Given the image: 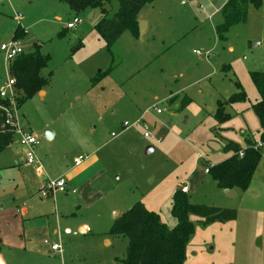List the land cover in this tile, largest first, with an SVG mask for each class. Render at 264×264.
<instances>
[{"label": "rangeland", "instance_id": "rangeland-1", "mask_svg": "<svg viewBox=\"0 0 264 264\" xmlns=\"http://www.w3.org/2000/svg\"><path fill=\"white\" fill-rule=\"evenodd\" d=\"M226 1L152 0L138 15L146 24L141 39L125 31L107 48L94 31L99 8L76 15L80 24L66 30L75 14L60 0H3L0 46L12 40L19 24L23 54L37 52L47 60L39 71L49 80L42 96L38 92L27 99L14 92L16 101L22 100L15 123L38 140L34 154L44 186L69 178L60 175L70 172L75 159L92 163L78 180L94 176L77 195L40 198L37 174L16 164L18 154L24 160L16 134L0 152V255L5 264H123L127 240L110 235L114 212L151 199L172 227L171 197L181 182L190 203L217 206L215 201L223 198L232 205L223 208L237 211L233 225L226 226L201 227L191 217L195 229L184 264H264V154L249 183L257 196L239 191L226 197L204 172L226 159V141L244 149L245 140L257 141L260 132L251 108L259 95L250 73H264V0L258 9L249 7L245 24L219 37L215 28ZM116 9L117 0L104 8L111 14ZM10 78L0 52V90H7ZM240 93L243 101H229ZM184 97L191 103L179 110ZM219 104L227 118L212 131ZM153 106L162 113L144 114ZM124 123L133 127L123 129ZM45 131L53 136L44 140ZM156 192L160 199L153 197ZM81 226L88 229L85 235L77 233ZM36 227L46 230L59 253L50 254L42 239L25 244L22 231Z\"/></svg>", "mask_w": 264, "mask_h": 264}, {"label": "trees", "instance_id": "trees-1", "mask_svg": "<svg viewBox=\"0 0 264 264\" xmlns=\"http://www.w3.org/2000/svg\"><path fill=\"white\" fill-rule=\"evenodd\" d=\"M60 1L65 3L75 16L88 9L99 8L101 18L94 26V31L106 47L111 48L125 31L138 37L136 18L142 8L152 0H117V9L112 14L104 10L109 0ZM260 4L261 0H227L219 11L222 22L215 28L217 36L223 37L231 27L245 24L249 7L258 9ZM20 37L22 30L17 24L12 38ZM46 62V58L37 52L21 54L12 62H8L7 71L15 81V91L22 92L24 98L28 99L40 92L44 85L49 84V80L44 81L39 75ZM250 78L259 95V99L251 106L260 126L258 140L246 139L244 149L233 141L224 143L222 152L229 156L207 169L215 187L220 190H248L250 179L264 154V73L251 72ZM16 99L15 96L13 102H10L0 98V152L11 144L16 135L13 116L22 103V100ZM244 99L240 93L230 97L229 101L233 103ZM190 103L191 100L184 97L179 110H183ZM221 110L222 105L219 104L213 115L215 124L212 131L227 118ZM257 142H260L262 147L256 148ZM239 153H242V156H239ZM170 214L175 221L172 227L163 223L156 212L147 210L141 202L134 203L119 215L113 223L110 235L121 236L127 240L123 264H184L186 245L195 229L191 217L197 218L201 227L225 224L237 218V211L234 209L190 203L186 194L180 190H175L172 194Z\"/></svg>", "mask_w": 264, "mask_h": 264}, {"label": "built area", "instance_id": "built-area-1", "mask_svg": "<svg viewBox=\"0 0 264 264\" xmlns=\"http://www.w3.org/2000/svg\"><path fill=\"white\" fill-rule=\"evenodd\" d=\"M182 4L184 2H181ZM15 19L17 21L20 20V16L17 15L15 17ZM80 19H78L77 16H74L72 21H70L69 23L66 24L65 29L66 30H73L75 27H77V25L80 24ZM18 40L17 39H13L7 43V44H2L0 46V52L3 53L5 60L8 62H12L14 59H16L19 55L23 54V52L21 51V49L18 46ZM195 55L197 56H201V53L199 51H194L193 52ZM205 57H209L208 54L205 55ZM15 81L13 78H10L7 82V90H0V98L1 99H5L8 100L10 102H13V99L15 98ZM150 111H153V113L155 115H159L162 113L163 110L158 109L156 106H153L152 109L150 110H145L144 114L149 113ZM11 118V116H10ZM14 118V125L16 126V134L18 135V145L24 150L23 156H24V162L26 165H32L35 167L39 168V163L36 160L35 157V149L38 146V140L37 138L29 132H23L22 130L18 129L16 123H15V114L13 116ZM139 123V121L137 122ZM129 127H133V126H129L127 123H124L122 125L123 129H127ZM114 136V135H112ZM144 138H150L148 136V134H144ZM159 141V140H158ZM256 148H260L262 147V144L260 142H257L255 145ZM239 156H242V153H239ZM75 166H78L79 164H81V160H77L75 159L73 161ZM205 173H207V169L205 170ZM180 190L182 193H187V189L185 186L180 185ZM70 191L72 194L76 193V190L74 189H70L67 181L63 178L61 179H57L54 181H48L47 185L41 190L40 196L45 198L48 195H54L55 193H65ZM45 245L48 246V250L49 253L55 254V253H59L60 252V247L57 244H50L47 240L43 241Z\"/></svg>", "mask_w": 264, "mask_h": 264}, {"label": "crops", "instance_id": "crops-1", "mask_svg": "<svg viewBox=\"0 0 264 264\" xmlns=\"http://www.w3.org/2000/svg\"><path fill=\"white\" fill-rule=\"evenodd\" d=\"M2 2H3V0H0V5L2 4ZM15 29V28H14ZM14 31V30H13ZM12 35H13V32H12ZM39 95L40 96H42L43 95V93L42 92H39ZM24 132V131H23ZM28 132L29 133H31V131L30 130H28ZM50 135L51 136H53V134H50V132H47V131H45V133H44V135L42 136L43 137V139L44 140H47L48 138H50ZM20 147V146H19ZM23 149H21V152H22V154L24 153V150L22 151ZM151 150H152V147H147V152H151ZM229 155H227V157H228ZM226 157V158H227ZM38 161V160H37ZM74 161V160H73ZM87 161H89V160H87ZM86 161V163H84V164H79L78 166H75L74 165V163H72L73 165H72V169L70 170V172H64V174H62V175H60V177L62 176V177H65V178H67L68 176H69V178H67L66 180H68V182H67V184H68V186H69V188L70 189H73V188H71V186L72 187H74V185L75 184H77V186L75 185V189L74 190H76V193L75 194H73V195H77L78 194V192H80V190H81V188H86V186L89 184V181L94 177V176H91V177H89V178H86V179H83V180H78L76 177H79V176H82V175H85V173L87 172V170L91 167V164H87L88 162ZM39 163V162H38ZM82 163V162H81ZM16 164H18V165H21V164H23L24 165V168H25V171H28V172H35L36 174H37V177H36V180L37 181H40L41 182V189L39 190V196H40V193H41V190L45 187L44 186V183H45V180H44V173H43V171L41 170V167L39 166V168L38 167H35V166H32V165H26L25 164V162H24V160H21V153H20V155L18 154V163L16 162ZM28 169V170H27ZM200 171V173H202V171L201 170H199ZM205 172V171H204ZM74 173V174H73ZM76 173V174H75ZM75 177V178H74ZM71 178V179H70ZM72 178H74V180H72ZM183 184V186H185L186 187V189H187V193L186 194H188L189 193V190H188V188H187V186L185 185V183H180L179 184V187H180V185H182ZM198 186V185H197ZM194 189H196V187L194 188ZM192 190L191 191V193H194L195 192V190ZM235 191V193H236V195L235 196H237V194H238V192L239 191H237V190H234ZM247 191H249V192H247ZM68 193H70V194H72L70 191H68V192H65V193H62V194H68ZM161 193V192H160ZM160 193L158 194V192H156V194L153 196V195H150V197H155V199L157 200V199H160V197H161V195H160ZM245 193L247 194V195H251V196H257V192L256 191H254L253 189H251L250 187H249V189L248 190H246L245 191ZM50 197H54V195L52 196V195H48L47 197H45L46 199L47 198H50ZM40 198H42V199H45V198H43V197H41L40 196ZM226 198V197H225ZM151 199H148V201L147 200H144L143 201V205H145V208L147 209V210H149V211H154V212H156L157 214H158V210L159 209H157L156 208V202L154 201V202H152L151 203V201H150ZM225 201H227V200H225V199H223V198H219L217 201H215V203L214 204H217V206H222V207H226V206H231L232 207V205H229L227 202H225ZM120 215V214H119ZM159 217H160V215H159ZM160 219H161V217H160ZM31 221H33V219H31ZM161 221H163V223H164V220L163 219H161ZM213 225H216V224H213ZM218 225V224H217ZM220 225H223V226H226V225H233L231 222H229V223H227V224H220ZM252 225V224H251ZM251 225H250V227H249V229L252 231H256L257 232V228H256V226L255 227H251ZM82 229H83V231H82ZM235 229V228H234ZM46 230H44V228L43 227H36V228H32V229H28L27 231H22V240L25 242V244H29V245H31L32 244V242H34V241H36V240H41L42 239V244L43 245H45L44 244V240H47V238L45 237V235H44V232H45ZM83 232L82 234H81V232ZM87 231H88V229L85 227V226H81V227H79L78 229H77V233L78 234H81V235H85L86 233H87ZM234 233L232 234L233 235V238H235V237H237V235L235 234V232H236V230H234L233 231ZM48 241V240H47ZM261 243H262V245H261ZM260 245H261V248H260V250L262 249V253H263V255H262V263H264V231H263V233H262V241H260ZM46 247H47V249H48V246L47 245H45ZM50 254H52V253H50ZM0 264H5V261H4V258H3V256H1L0 255Z\"/></svg>", "mask_w": 264, "mask_h": 264}, {"label": "water", "instance_id": "water-1", "mask_svg": "<svg viewBox=\"0 0 264 264\" xmlns=\"http://www.w3.org/2000/svg\"><path fill=\"white\" fill-rule=\"evenodd\" d=\"M136 24H137V32H138V38L141 39V37L143 36V34L145 33V29H146V24L145 22L142 20L141 16H137L136 18ZM223 194L226 197H234L236 195L235 191L233 189H224ZM249 192V191H247ZM119 217V213L114 212L113 214V220L115 221L117 218ZM83 231V229H82ZM81 232V231H80ZM83 232H81L82 234Z\"/></svg>", "mask_w": 264, "mask_h": 264}]
</instances>
